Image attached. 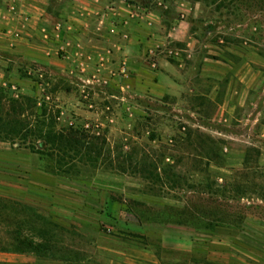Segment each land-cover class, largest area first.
Wrapping results in <instances>:
<instances>
[{"label": "rangeland", "instance_id": "obj_1", "mask_svg": "<svg viewBox=\"0 0 264 264\" xmlns=\"http://www.w3.org/2000/svg\"><path fill=\"white\" fill-rule=\"evenodd\" d=\"M54 2L92 6L93 41L80 31L69 60L52 46L35 62L0 50L2 104L35 150L48 125L80 143L69 160L0 143V264H105L101 247H148L161 264H264V0ZM122 7L163 27L144 57L164 64L162 96L122 85L108 53ZM212 57L224 65L206 68ZM192 206L204 221L180 225L171 209Z\"/></svg>", "mask_w": 264, "mask_h": 264}, {"label": "crops", "instance_id": "obj_2", "mask_svg": "<svg viewBox=\"0 0 264 264\" xmlns=\"http://www.w3.org/2000/svg\"><path fill=\"white\" fill-rule=\"evenodd\" d=\"M54 1L0 0V42L8 44L4 47L0 46V50L12 52L15 57L17 54H22L24 60L35 62L40 58L44 60L49 54L48 47L52 46L57 52H64L67 55L65 59L69 60L71 50L81 46L78 43L83 38L80 31L88 38L87 43L92 42L95 20L92 6L78 11L76 10L78 6L70 2L69 7L59 9L60 6L57 5L58 9L50 10L51 3L56 6ZM121 9L125 13L117 11V8H111L113 28L110 32L114 34L111 37L114 41V49L108 53H112L111 59L115 60V68L124 73L121 78L122 85L154 96H162L167 93L166 87H168L167 77L160 71L164 64H160L158 60L157 63L147 62L144 57L147 54H154L160 46L164 37L157 32L163 27L160 22L147 21L146 16L138 15L127 7ZM103 16L102 14L101 17ZM182 23L179 22L177 27L169 30L167 38L170 37L175 42L184 40L186 34L179 29ZM32 51L38 52L37 59L31 57ZM15 60L13 59L11 63L14 64ZM6 61L8 63L11 59ZM204 61L205 65L208 64L206 63L208 60ZM219 65L224 64L215 61L212 65H206V68H220ZM13 71L14 69L11 70ZM10 74L0 70V85L9 84L7 81ZM1 80L4 83H1ZM9 81H14V78ZM111 238L119 241L116 237ZM121 241L125 242V240ZM101 249L108 256L105 264H161L155 251L148 247L147 250L124 247H101ZM186 252L190 253L191 250ZM192 254L199 259L204 258L203 254L193 252Z\"/></svg>", "mask_w": 264, "mask_h": 264}, {"label": "trees", "instance_id": "obj_3", "mask_svg": "<svg viewBox=\"0 0 264 264\" xmlns=\"http://www.w3.org/2000/svg\"><path fill=\"white\" fill-rule=\"evenodd\" d=\"M214 61H218V59L211 58ZM2 88H0V143H8L12 146L17 145L18 148H23L29 150L31 153L38 155L39 160L43 156V151L49 152L48 155L45 154V156H50L56 153L57 155H60L64 159H73L71 156L67 155V151H64V149H71L78 146L80 141H77L74 139L71 135H67V137H63L61 135H56L52 132L51 128L52 125H48V135L47 137H39V141L42 142L41 151L35 150L36 146L33 144L32 141L27 139V125L22 119H15V117H11V115H15L17 112L15 110H6L2 104ZM11 103V102H10ZM9 103V106H10ZM18 107V106H17ZM18 113H21V110L19 108ZM21 116V115H20ZM44 126L43 124H41ZM43 148V149H42ZM43 150V151H42ZM55 157V156H54ZM61 158V159H62ZM87 161H91L92 157H85ZM97 157H95L96 159ZM63 160V159H62ZM56 166L60 164L59 160L57 159L54 161ZM90 163V162H88ZM174 210L176 213H183L181 216H179L182 220L180 225H185L186 221L193 220L196 222L204 221L203 214L201 210L197 206H192L189 208H184L182 210L178 209H171ZM183 215V218H182ZM229 219L226 217H216L211 221V224L208 225V227L205 230H213L215 227H219L217 223H220L223 220ZM186 226V225H185Z\"/></svg>", "mask_w": 264, "mask_h": 264}]
</instances>
